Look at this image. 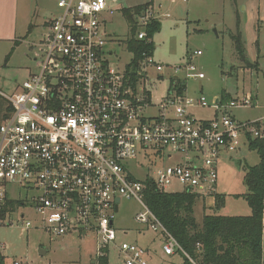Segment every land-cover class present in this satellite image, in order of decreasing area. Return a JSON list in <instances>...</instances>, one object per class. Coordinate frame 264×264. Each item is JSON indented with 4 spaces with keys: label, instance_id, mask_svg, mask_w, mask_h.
<instances>
[{
    "label": "built area",
    "instance_id": "obj_1",
    "mask_svg": "<svg viewBox=\"0 0 264 264\" xmlns=\"http://www.w3.org/2000/svg\"><path fill=\"white\" fill-rule=\"evenodd\" d=\"M57 7L39 45L37 72L15 93L0 92L13 110L0 125V214L7 199L23 201L21 208L38 217L25 221L27 230L37 227L55 237L94 234L97 257L109 259L115 251L117 264H173L177 257L207 264L200 244L191 256L168 231L147 206L145 191L150 181L164 193L177 183L183 192L216 200L222 156L239 150L248 137L264 138V118L239 122L231 116L234 108L251 106L253 97L217 104L172 90L157 115H146L151 96L143 86L153 68L163 71L153 54L143 53L135 89L126 70L107 57L103 27L114 14L107 1L60 0ZM135 19L137 39L146 41L148 26L158 20L154 6ZM187 69L190 79L200 77L194 65ZM198 108H213L217 115L199 120L192 114ZM139 159L156 170L159 161L173 164L139 181L127 172V164ZM123 200L139 204L135 221L158 237L159 248L119 241L115 219Z\"/></svg>",
    "mask_w": 264,
    "mask_h": 264
},
{
    "label": "rangeland",
    "instance_id": "obj_2",
    "mask_svg": "<svg viewBox=\"0 0 264 264\" xmlns=\"http://www.w3.org/2000/svg\"><path fill=\"white\" fill-rule=\"evenodd\" d=\"M105 1L114 10L113 15L107 16L108 23L103 27L108 40L107 57L120 71H124L133 59L127 47L132 38V27L123 9L153 2L156 17L162 24L153 38V60L155 65L163 67L162 72L153 68L148 81L151 85L146 84L154 104L168 95L171 81L178 78L189 97L203 96L210 102L222 98L223 103L253 97L251 106L231 110L236 121L253 122L264 118V0ZM57 3L58 0L33 1L29 19L20 20V43L0 50L1 92L15 93L37 72L35 59L42 50L39 45L48 32L46 23L59 13ZM238 31L245 41L246 61L240 59L231 37ZM108 51H112V55ZM9 54L11 56L6 62ZM189 64L196 67L198 79L189 78L193 74L187 69ZM155 113L157 110L154 109L145 111L146 115ZM194 113L199 118L215 117L213 108H198ZM141 162L145 160L127 164L129 175L139 181L156 176L164 165L173 164V161H159L160 168L156 170L146 162L141 165ZM259 162V155L251 151L245 141L236 152L222 156L217 194L225 197V205L218 208L216 200L197 198L194 210L200 226L205 215L249 216L250 207L242 197L248 193L244 179L248 167ZM183 190L177 183L167 188L169 193H181ZM11 197L25 198L23 195ZM17 209V213L1 220L0 243L3 248L0 256L3 264H94L98 249L96 235L55 237L37 227L27 230L25 221L36 223L38 217L28 207ZM139 210L137 202L123 200L121 212L115 219L119 241L159 248L158 237L135 221ZM23 214L24 219L21 218ZM122 231H128L129 236H124ZM109 261L110 264L118 263L115 251L110 253ZM181 263V257L173 259V264Z\"/></svg>",
    "mask_w": 264,
    "mask_h": 264
},
{
    "label": "trees",
    "instance_id": "obj_3",
    "mask_svg": "<svg viewBox=\"0 0 264 264\" xmlns=\"http://www.w3.org/2000/svg\"><path fill=\"white\" fill-rule=\"evenodd\" d=\"M153 3L123 9V14L132 27V38L127 47L133 59L126 67V75L136 89L141 82L138 76L143 53L153 54V38L161 30V22L154 20L147 28L148 39H137L138 27L136 16L143 13ZM236 51L242 61H246L245 41L240 31L231 35ZM11 54L6 58L9 61ZM185 92L184 84L173 79L168 91ZM221 102L222 98L220 99ZM232 101V100H230ZM228 101V102H230ZM13 110L9 102L0 95V125L11 118ZM248 147L259 155L258 165L248 167L244 184L248 193L242 195L251 209V215L221 216L205 215L200 226L195 218L194 206L197 195L184 191L181 193H164L148 182L145 191V202L160 219L168 231L191 256H197V245H201L203 261L207 264H264V138L248 137ZM239 197V196H238ZM218 208L225 205V197L216 195ZM22 201L7 199L1 211V219L21 207ZM0 264L3 257L0 256ZM94 264H110L106 257H97ZM183 264H190L187 260Z\"/></svg>",
    "mask_w": 264,
    "mask_h": 264
},
{
    "label": "crops",
    "instance_id": "obj_4",
    "mask_svg": "<svg viewBox=\"0 0 264 264\" xmlns=\"http://www.w3.org/2000/svg\"><path fill=\"white\" fill-rule=\"evenodd\" d=\"M33 1L36 2V1H41V0H0V50L5 49V47H7L8 45H11V44L16 45L17 43H20V39H19V37H20L19 36L20 35V20L22 18L23 19H29V17L31 16L30 8H31ZM59 1L60 0H58V2ZM113 1L116 2L118 0H113ZM144 4H148V2L142 3L141 5H144ZM57 5H58V3H57ZM46 25H47V23H46ZM108 52H110L112 55V51H108ZM176 79H178V78H176ZM146 84H149V83L146 82L143 87H145L147 89ZM149 85H151V84H149ZM147 90L149 91L150 96H151L150 107L148 110L152 111L154 109V110H157V113H158V105L160 104L161 101L159 103L154 104L152 102L151 90L150 89H147ZM0 92H1V90H0ZM183 94L185 96H187L186 90ZM194 110H196V109H194ZM194 110H192V114L197 119L202 120V121H211L217 115L215 113V111L213 110V112L215 113V117H213L212 119L211 118H209V119L199 118L194 113ZM157 113H155L153 115H157ZM249 215H251V213H249Z\"/></svg>",
    "mask_w": 264,
    "mask_h": 264
},
{
    "label": "water",
    "instance_id": "obj_5",
    "mask_svg": "<svg viewBox=\"0 0 264 264\" xmlns=\"http://www.w3.org/2000/svg\"><path fill=\"white\" fill-rule=\"evenodd\" d=\"M220 102V100L219 99H215V103H219ZM120 202V199H117V201H116V203L118 204Z\"/></svg>",
    "mask_w": 264,
    "mask_h": 264
}]
</instances>
